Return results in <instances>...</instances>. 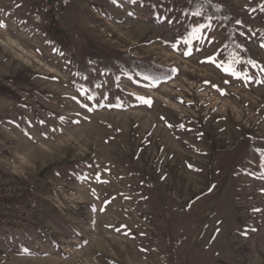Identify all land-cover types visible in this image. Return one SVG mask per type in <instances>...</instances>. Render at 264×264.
I'll use <instances>...</instances> for the list:
<instances>
[{
	"label": "rangeland",
	"instance_id": "obj_1",
	"mask_svg": "<svg viewBox=\"0 0 264 264\" xmlns=\"http://www.w3.org/2000/svg\"><path fill=\"white\" fill-rule=\"evenodd\" d=\"M218 1L235 39L192 0H0V173L32 198L0 264H264V0ZM89 42L169 70L83 77Z\"/></svg>",
	"mask_w": 264,
	"mask_h": 264
},
{
	"label": "trees",
	"instance_id": "obj_2",
	"mask_svg": "<svg viewBox=\"0 0 264 264\" xmlns=\"http://www.w3.org/2000/svg\"><path fill=\"white\" fill-rule=\"evenodd\" d=\"M193 10H189L198 16L199 21L206 23L209 21L210 16H216L221 19L225 24L228 35L235 39L233 35L235 29V15L220 1L218 0H192ZM82 60V61H81ZM77 65L79 66V72L83 77H89L95 79L93 71V62H100V67L104 71L109 73H115L116 67H121L127 71L133 70L142 77L154 79L167 75V67H160L154 62L144 61L130 56L127 52L121 51H108L105 47L96 45L89 42L83 50V56L81 59L76 58ZM21 75H18L14 80L19 82ZM1 91H9L6 87H1ZM95 89H93L94 91ZM264 149H261V155H264ZM55 165H50L47 169L54 168Z\"/></svg>",
	"mask_w": 264,
	"mask_h": 264
},
{
	"label": "built area",
	"instance_id": "obj_3",
	"mask_svg": "<svg viewBox=\"0 0 264 264\" xmlns=\"http://www.w3.org/2000/svg\"><path fill=\"white\" fill-rule=\"evenodd\" d=\"M26 187L23 179L0 173V225L15 223L25 216L26 205L32 199Z\"/></svg>",
	"mask_w": 264,
	"mask_h": 264
},
{
	"label": "snow or ice",
	"instance_id": "obj_4",
	"mask_svg": "<svg viewBox=\"0 0 264 264\" xmlns=\"http://www.w3.org/2000/svg\"><path fill=\"white\" fill-rule=\"evenodd\" d=\"M144 103H147L150 105L151 101L150 100H145Z\"/></svg>",
	"mask_w": 264,
	"mask_h": 264
}]
</instances>
